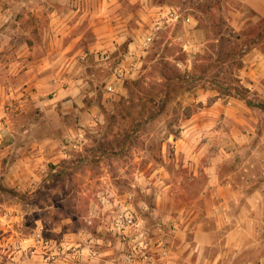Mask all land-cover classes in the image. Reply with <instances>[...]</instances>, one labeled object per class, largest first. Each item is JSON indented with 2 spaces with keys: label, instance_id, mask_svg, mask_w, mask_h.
Listing matches in <instances>:
<instances>
[{
  "label": "rangeland",
  "instance_id": "374dc122",
  "mask_svg": "<svg viewBox=\"0 0 264 264\" xmlns=\"http://www.w3.org/2000/svg\"><path fill=\"white\" fill-rule=\"evenodd\" d=\"M9 2L7 7L20 11L45 5L43 0ZM186 3L202 32L193 35L191 28L177 24L160 33L163 39H178L168 43L157 39L141 51L138 75L123 81L126 94L110 110L101 105L103 114L96 125L83 126L79 118L66 116L63 122L68 129L56 131L62 144L54 152H60L56 155L60 157L39 165L36 184L17 181L10 188L4 184L10 170L7 165L16 164L14 142L18 148L28 138L24 122L13 134L1 126L5 115L0 118L4 139L0 147H11L14 155L0 170V184L15 192H0V264H54L55 260L43 257L62 245V264H93L72 257L82 249L81 243L86 259L110 249L124 264L127 252L141 241L123 240L112 231L126 208L139 226L132 236L143 232L145 238L166 246L167 256L160 264L184 241L182 234L200 222L211 233L207 259L222 254V264H264V66L251 70L246 62L253 52L264 62V17L241 0ZM19 20L31 23L29 18ZM38 22L43 24L44 19ZM249 42L250 49L242 54V46ZM102 71L96 76L98 82H102ZM163 91L169 92L165 109L150 121ZM47 97L53 98L54 93ZM6 107L12 105L6 103L3 110L9 114ZM43 114L35 107L24 114L37 123L28 132L33 140L48 133L41 123ZM186 128H191V134L183 143ZM187 154L203 158L188 163ZM67 167L64 176L55 177V171ZM211 167L221 184H233L243 195L237 204L213 205V212L224 214V220L230 216L228 223L207 217L211 194L206 205L196 203L210 183L207 170ZM188 203L199 215L193 223L185 209ZM234 230L237 237L228 238ZM41 240L50 242V247L37 243Z\"/></svg>",
  "mask_w": 264,
  "mask_h": 264
},
{
  "label": "crops",
  "instance_id": "0c3cea01",
  "mask_svg": "<svg viewBox=\"0 0 264 264\" xmlns=\"http://www.w3.org/2000/svg\"><path fill=\"white\" fill-rule=\"evenodd\" d=\"M9 1L0 0V118L3 115L6 118L4 124H1V120L0 124L14 134L24 122L22 127L26 128L24 131L28 138L26 144H20L18 148V143L14 142V149H17L16 164L7 165L10 168L8 179L5 183L3 181L9 188L17 181L25 185L36 184L40 177L39 165L60 157L56 156L60 152H54L62 144L56 131L68 129L63 122L66 116L79 118V124L83 126L96 125L103 114L101 105L108 109L125 96V82L116 79V68L128 53L141 56L143 39L157 24L162 22L164 26L160 33L169 27L175 28L177 24L191 28L193 35L202 32L192 14L193 8L186 3L194 0H43L45 5L41 8L27 7L21 11L7 7ZM241 2L264 17V0ZM23 17L31 19V23L19 20ZM38 18L44 19L43 24L38 22ZM170 39L158 37V40L166 43ZM121 49L126 51L122 53ZM246 62L251 64V70L253 67L256 70L264 66L262 56L254 52L247 57ZM101 70L102 82H98L96 76ZM50 93H54L53 98L47 97ZM19 96L24 98L17 101ZM15 98L16 101H12ZM6 103L12 105L6 107L9 114L3 112ZM30 106L31 109H26ZM34 107L44 113L41 123L46 126L48 133L35 136L33 140L28 132L37 123H33L29 116L24 118V114L31 112ZM190 134L191 128H186L180 142L186 143ZM3 140L0 135V142ZM9 148L0 147V170L7 158L13 159L14 155ZM202 158V155L187 154L184 160L188 163L199 162ZM214 169L211 167L207 170L211 177L210 183L196 203L206 205L211 199L212 208L207 217H217L218 224L228 223L230 216L225 221L224 214L213 212V205H233V201L237 204L243 195L237 186L221 184ZM190 206L194 205L188 203L185 209L193 223L199 215ZM237 219L234 218L235 221ZM202 224L196 228L193 226L189 233H181L184 241L171 249L164 264L223 263L222 254H218L212 261L206 258V250L211 246V233ZM237 234V230H234L227 237L235 239ZM62 246L55 250L51 247L54 252H48L55 254ZM79 246L82 249L72 256L79 262L91 260L93 264H121L122 258L118 260L114 250L106 249L100 255L86 259V248L83 243ZM49 253L43 258L47 260ZM63 254L65 249L56 257L54 264H62Z\"/></svg>",
  "mask_w": 264,
  "mask_h": 264
},
{
  "label": "built area",
  "instance_id": "2783aa9c",
  "mask_svg": "<svg viewBox=\"0 0 264 264\" xmlns=\"http://www.w3.org/2000/svg\"><path fill=\"white\" fill-rule=\"evenodd\" d=\"M162 22L157 24L152 31L146 34L142 42V50L149 48L159 37L160 32L163 29ZM139 59L136 54L128 53L124 56L119 63L115 71L117 80L125 81L126 79H132L139 73V63L136 61ZM138 222L134 213L128 208L125 209V213L116 219L115 224L112 226V231L117 234L123 240L130 239L133 243L141 239L139 245L134 244L131 250L127 252L124 258V264H160L161 260L167 256V250L164 243L160 240L153 242V239L145 238L143 232L138 233V236H132V231L137 232ZM38 244H42L44 248L50 247L48 241H38ZM154 244V247L152 246ZM65 248H58L57 253L49 254L47 260H56V257ZM38 250H33L32 255H35Z\"/></svg>",
  "mask_w": 264,
  "mask_h": 264
},
{
  "label": "trees",
  "instance_id": "16d2710c",
  "mask_svg": "<svg viewBox=\"0 0 264 264\" xmlns=\"http://www.w3.org/2000/svg\"><path fill=\"white\" fill-rule=\"evenodd\" d=\"M260 37H261V35L258 36V38H260ZM249 44H250V42L247 44V46H245V45L242 46V48H243V51H241L242 54L243 53H247V51L250 49ZM127 89H129L128 86H127ZM168 96H169V92L168 91H163L162 92V95H161V97L159 99L160 105H158L156 109L152 108V110L150 112V116H149V120L150 121H154L158 116H160L163 113V110L165 109V106H166V101H167V97ZM240 97L243 100H246L245 97H243V96H240ZM247 105L248 106H253V103L247 101ZM63 164H66L65 160L63 161ZM61 168H62V166H61ZM68 168L69 167L65 168L66 169L65 171H62V170L55 171V177L60 178V177L64 176V174H66L69 171ZM0 192L1 193H10V194H14L15 195V192L12 189H9V188L5 187L4 185H1V184H0Z\"/></svg>",
  "mask_w": 264,
  "mask_h": 264
}]
</instances>
